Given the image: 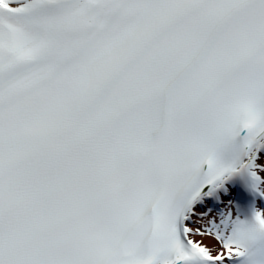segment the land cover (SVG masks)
Returning <instances> with one entry per match:
<instances>
[{"label":"snow or ice","instance_id":"snow-or-ice-1","mask_svg":"<svg viewBox=\"0 0 264 264\" xmlns=\"http://www.w3.org/2000/svg\"><path fill=\"white\" fill-rule=\"evenodd\" d=\"M264 0H0V264H264Z\"/></svg>","mask_w":264,"mask_h":264}]
</instances>
